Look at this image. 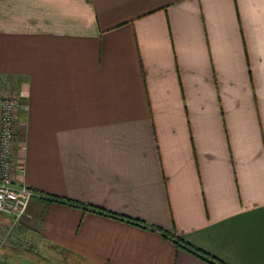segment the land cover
<instances>
[{
  "label": "crops",
  "instance_id": "1",
  "mask_svg": "<svg viewBox=\"0 0 264 264\" xmlns=\"http://www.w3.org/2000/svg\"><path fill=\"white\" fill-rule=\"evenodd\" d=\"M0 82L23 105L16 180L38 195L21 244L70 264H211L188 247L264 264V0H0Z\"/></svg>",
  "mask_w": 264,
  "mask_h": 264
},
{
  "label": "built area",
  "instance_id": "2",
  "mask_svg": "<svg viewBox=\"0 0 264 264\" xmlns=\"http://www.w3.org/2000/svg\"><path fill=\"white\" fill-rule=\"evenodd\" d=\"M21 107L17 96L0 92V215L8 217L12 226L28 217L29 203L38 196L15 177L24 172L22 165L15 161L13 148L16 112ZM0 264L3 263L0 261Z\"/></svg>",
  "mask_w": 264,
  "mask_h": 264
},
{
  "label": "rangeland",
  "instance_id": "3",
  "mask_svg": "<svg viewBox=\"0 0 264 264\" xmlns=\"http://www.w3.org/2000/svg\"><path fill=\"white\" fill-rule=\"evenodd\" d=\"M6 225L8 224L2 222V226L6 227ZM7 227L3 229L4 231L0 230V261L3 264H70L67 263L66 258L63 259V262L58 263L57 255L52 252L42 255V252L37 251L36 248H28L27 243H22V245L19 238L14 234L15 227L12 225ZM9 240L11 241L9 242ZM12 240H16V242H12ZM63 256L65 255L63 254Z\"/></svg>",
  "mask_w": 264,
  "mask_h": 264
},
{
  "label": "trees",
  "instance_id": "4",
  "mask_svg": "<svg viewBox=\"0 0 264 264\" xmlns=\"http://www.w3.org/2000/svg\"><path fill=\"white\" fill-rule=\"evenodd\" d=\"M43 198L47 199L48 201L61 202V203H66V204L75 206V207H79V204H77V203H75V202H73L71 200H68V199H63V198H59V197H55V196H43ZM81 208L82 209H85V210H90V211H93V212H96V213H99V214H104V215H107V216H110V217H115V218H118L119 220L125 221L127 223H130V224H133V225H137V226H141V227L147 228V226L144 223H142V222H140V221H138L136 219L127 218V217L121 216V215H116V214L107 212V211H105L104 209H101V208H97V207L89 206V205H81ZM150 228H152V227H150ZM158 231L160 232L161 230H158ZM161 233L163 235H166L163 231ZM175 242L177 244L179 243L177 240ZM185 247H187V246H185ZM188 249L190 251H192V252L197 253V255L199 257H201L202 259L208 261L211 264H219L213 258L209 257L206 254H203L202 252H200V251H198L196 249H193L191 247H188Z\"/></svg>",
  "mask_w": 264,
  "mask_h": 264
}]
</instances>
